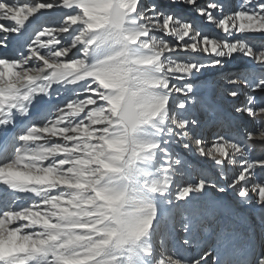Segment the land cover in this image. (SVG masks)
Wrapping results in <instances>:
<instances>
[{
    "label": "rangeland",
    "instance_id": "1",
    "mask_svg": "<svg viewBox=\"0 0 264 264\" xmlns=\"http://www.w3.org/2000/svg\"><path fill=\"white\" fill-rule=\"evenodd\" d=\"M238 1L239 3L241 2V0H139L136 12L131 14H129V12L124 15H122V12V19L119 21L125 24L124 18H130L135 15L136 19L129 20L133 25H140L143 27V31L139 33L140 36L148 34L153 37L149 46L151 47L152 44L156 45L155 52L157 55L160 54L159 49L167 45V47H164L163 55L167 57L165 63L172 67V72L174 73L172 76V83L169 84V89L174 98H183L177 94L180 88L189 83L194 84L197 87L201 96L212 98L210 90L205 86V82L218 79L221 73L224 72L240 71L242 67L241 64L230 63L229 58H232L235 54L236 60L246 61L249 56L256 55L252 48L243 44V40H235L236 36L240 34L234 33L227 35L225 32L226 30H230V32L233 33L237 29L236 26L240 24ZM5 3L7 5L16 4L17 7H21V5L26 6L32 13L37 11L39 7H42L44 3L54 4L56 7H53L51 11H43L36 20V23H46L49 25H59L60 18L67 9H72L73 7H79L81 9V14L72 16L66 25L49 27L46 29L44 35L48 37V39L38 41L36 45L37 49H39L45 59H47L45 53L53 52V49L58 43L57 37L64 40L68 35L65 29L88 21L90 23L87 24V31H98L101 21H113V19H116V21L118 20L116 17H113L112 14L107 16L95 14V8L97 6L95 0H93L89 6H84L82 0H21L18 3L17 1L15 3L13 0H5ZM153 8L155 11H153ZM262 15L263 18L257 21H264V14ZM253 16H255V19H258V16ZM77 17L80 18L76 19ZM180 22L185 25H181ZM158 25H164L166 31L161 30ZM253 25L254 23L249 22L248 26H246L251 28ZM186 26L188 29H186ZM87 31L85 34H87ZM262 34H264V32H262ZM205 36L211 37V39H207ZM83 39L84 36H81V42H83ZM209 41L215 42L216 44L211 45ZM218 50H221V54L224 55V62L222 66L213 67L211 66L212 62L219 57L214 55L213 52ZM245 56H247V58H245ZM248 62L251 63L250 61ZM34 64L35 63H32L28 66V69ZM200 64L204 65V76H210L211 79L209 77H207L209 78L207 79L201 76L199 70L193 71V69ZM16 69V75L20 76L22 69L19 67H16ZM105 80L103 81L104 88L114 89L119 87L115 80L111 78ZM173 85H175V87H173ZM94 97L102 99L99 92H93L92 87H84L81 86L80 83L70 84L63 87L61 86L49 100H46V102L49 103V106L47 107V113L45 116H42L39 110L36 111L38 107L34 108V110L25 109L28 112L27 115H25V113L19 114L18 112H13V125H16L19 122L22 126L19 127L26 130V135L28 136V139L20 145H26L28 147L27 150L20 147L23 159L20 164L15 167L18 174H10L7 178L11 180L13 179L12 177H15L16 180L29 181V183L39 192L46 195L45 203L48 205L44 209L45 219H43V215L39 218L34 217V219L43 221L42 226L38 227L39 229L36 228L29 231H19L21 237L24 235L30 236L29 238L31 240L29 243H19L15 240L5 241V243L1 242L0 249H3L4 251H7V249L10 248H19L17 251H12V253L6 256H23L27 249L36 247L38 241L46 239L42 234L44 231L43 225L51 223V225L55 226L60 223L58 209L54 207L53 203L47 200L46 197L59 195L61 192H68L70 190L69 186L63 183V181L67 179V176L59 174L66 172L70 163L60 165L59 160L61 158L67 160L71 151L74 150L79 154V158L84 161L79 167L91 170L98 166L97 171H89L87 173L89 179L95 183L84 184L80 189H77L78 192L83 193L94 189L97 184L102 183L109 175L113 178L112 183L118 185V182L124 179L122 176L123 168L121 165L129 159L141 161L140 152L142 147L135 142V144L129 148L127 137H136L137 134L147 130L145 127L150 123H146L144 119H141L138 116H133L134 118H131L130 122L127 120L119 121V125L124 129V132L122 133L123 147L112 138L113 129L117 127L118 122L113 120L112 117L107 114L110 108H103L99 111L91 112L89 116L83 120L80 126L78 128L76 127L82 113L88 112L91 104L97 102ZM19 98L20 95L15 99L19 100ZM69 100L73 101L71 107L67 106ZM170 107L169 102H167L162 113L163 120H160L159 124L151 125L150 127L153 129V132L160 137L161 142L159 143L158 151L146 159L147 169L150 172V175L146 177L144 181L148 187L158 192L163 201L166 199H175L177 186H174L175 183L165 186L164 183L156 185L154 178L164 177L166 175L165 172L167 171L170 178L174 181V179H176L175 177H177L176 175L181 174L182 172L181 167L174 163L176 159L175 156L172 157L173 163L169 164L165 162L167 157L163 154L164 147L162 146H166L169 152L180 151L175 143H169L172 137L168 129L176 122L173 118L175 114L167 111ZM116 108L118 114L119 105H116ZM14 111L18 110L15 109ZM43 117L44 119L42 120ZM19 124H17V126ZM31 129H35V132L38 134L29 135V130ZM258 136H262V134ZM253 143V141L250 142L251 147H254ZM53 144L58 145V147L51 148L50 146ZM75 145H79V147H75ZM232 150L234 151V154L240 153L238 151L239 149H236L235 146H233ZM109 152L113 153V156L107 160L104 159ZM181 155L183 154L181 153ZM256 156H264V153ZM188 158L192 160L193 163L197 162L194 157ZM233 158L234 157H232V159ZM233 160L232 163L235 165V160ZM249 166V168L255 167L252 164ZM1 173L0 178L2 179L4 173ZM249 191H251V189ZM262 192L264 191L261 190L260 194H262ZM232 196L234 195L229 193V195L225 196V199L224 197H220L222 201L220 205L228 207L232 206L235 210L237 207L243 206L242 202L241 204L239 203L240 201L236 196L231 198ZM102 198L103 197H101V199ZM66 200L67 197L59 203V207L71 208L72 206L69 205ZM253 200V202L256 203V198ZM11 205H14V203ZM28 208V206H25L21 210ZM54 212H56L57 215H52ZM213 214L215 213L213 212ZM5 217L6 216L0 217V219H4ZM152 217V215L146 217L147 225L139 234L125 239L120 244L119 248L116 249L119 253L117 260L123 257L125 259V264H138L140 261L145 262V260L149 259L148 257L143 256L142 250L152 249L163 251L166 246L169 253L173 252L174 247L176 250L175 253L168 257L170 264H175L177 261L178 264H192L193 259L199 257L201 253L205 251L203 248L198 249V246L191 251H186L185 247L182 249L181 242H176V240H182L183 234H180L179 236L177 232H173L168 235L157 231L152 227ZM6 222L8 221L6 220ZM203 222L204 215L202 223ZM202 223L198 228L199 233L195 234H200L202 228H204ZM11 228L14 229L13 227ZM20 228L21 227H18V229ZM149 229H151V233H149ZM77 231L87 232L88 230L77 229ZM162 239L164 241L163 245L161 244ZM173 257L176 258L174 259ZM94 258L97 257L86 256L83 254L77 257L81 262ZM182 258L185 259L183 260ZM38 259L42 261V264H48V262L54 260L55 257L51 253H48L40 256ZM117 260L114 261V264ZM25 264H27V259L25 260Z\"/></svg>",
    "mask_w": 264,
    "mask_h": 264
},
{
    "label": "snow or ice",
    "instance_id": "2",
    "mask_svg": "<svg viewBox=\"0 0 264 264\" xmlns=\"http://www.w3.org/2000/svg\"><path fill=\"white\" fill-rule=\"evenodd\" d=\"M92 2L93 0H82L84 6H89ZM4 3L5 0H0V5ZM53 7L56 5L44 3L28 17L27 21L15 28L12 36L20 38L22 55L0 54V63L24 66H30L33 62H38L40 65L45 63V57L36 45L38 41L48 39L44 35L46 29L66 25L72 16L81 14L79 7H73L63 13L59 25L33 23L43 11H51ZM255 8L264 14V0H257ZM153 11H155L154 8ZM120 14L117 6L114 9V16ZM115 21L116 19H113V22ZM29 25H31L30 28ZM81 27L83 24L74 25L67 29V33H71L72 38L75 39L76 35L80 34ZM205 38L211 39L208 36ZM99 39L102 42V37ZM57 40L58 43L53 51L64 44V40L60 37H57ZM235 40H243L256 55L249 56L246 61L236 60L235 54L229 58L230 63H238L242 67L240 71L224 72L218 79L205 82L206 88L211 92V100L201 96L197 87L191 83L179 89L177 95L183 97L182 99L177 100L172 95L166 97L171 106L170 112L175 114L173 118L176 121L168 129L172 137L169 143H175L180 151L169 152L166 146H162L163 154L167 157L165 162L169 164L173 163L172 157H176L174 163L182 169L183 187L177 190L175 199L164 200L165 208L157 213L160 218L158 222L154 219L153 225L157 231L170 235L174 232L173 225L178 217L183 221L181 244L186 251L196 247L190 236L200 227L206 208L219 206L222 203L220 197L227 196L229 193L249 202L251 197L255 196L256 202H259L261 190L264 189V156H253L250 151L252 138L264 134V34L237 35ZM9 43L10 39L0 36V49H7ZM223 62V54H221V57L216 58L211 66H222ZM203 68L204 65L200 64L193 71H203ZM2 70L0 68V71ZM17 83L18 81H13V84ZM13 84H6L3 88L7 98L0 100V107H11L10 101L15 100L18 88L13 87ZM100 91L103 92L102 89ZM94 99L99 105H118L116 97L108 96L105 99L94 97ZM163 99L165 98H159L153 103ZM137 107L138 97L129 93L125 102V111L122 113L124 119L137 116ZM160 120H163V116ZM26 136V130L17 125L10 126V121L0 118V172L20 164L23 159L20 144L25 141ZM233 146L247 153L240 158L238 165L232 163ZM214 155H221L224 159L216 160L213 158ZM188 157H194L197 162L193 163ZM139 163L140 161L129 159L121 165L122 176L130 185H138L141 175L144 174V170L138 167ZM249 164L255 167L249 168ZM252 176L256 178L252 179ZM17 185L18 181L14 180L11 186ZM10 208L11 204L5 199L0 205V217H3ZM9 226L19 227L18 225ZM161 244H164L163 239ZM175 251L174 247L173 252L169 253L165 246L163 251L148 249L142 250V254L149 258L148 264H170L168 257ZM48 253L55 257L48 264H63L62 255L55 251L54 246H50L45 239L40 240L36 247L25 251L30 258L27 259V264L31 259H37ZM233 255L240 256L242 259L236 260L232 256H225L222 264H264V245L246 251L239 250ZM17 257L24 258L18 255L4 256L0 257V264H12ZM121 260L125 264L123 257L117 261ZM201 260L203 264H221L220 254L209 249H205L199 257L193 259L192 264H200Z\"/></svg>",
    "mask_w": 264,
    "mask_h": 264
},
{
    "label": "clouds",
    "instance_id": "3",
    "mask_svg": "<svg viewBox=\"0 0 264 264\" xmlns=\"http://www.w3.org/2000/svg\"><path fill=\"white\" fill-rule=\"evenodd\" d=\"M138 3L139 0H137ZM135 12L136 9H133V13ZM129 19H136V16L133 15ZM88 23L90 22L81 23L83 27L79 29L80 34L76 35L75 39L69 33L61 48L51 53H45L47 59L43 65L36 62L27 70L36 80L25 85V90L36 87H40L42 91L47 89L48 91L44 95L50 99L54 91L51 88L53 83H58L62 87L80 83L81 86L92 87L93 92H99L102 99L108 96L116 97L119 105L118 114L116 104L99 105L96 102L91 104L88 112L82 113L76 127L78 128L91 112L110 108L107 114L118 122L117 127L113 129L112 138L123 147L122 133L124 129L119 125V121L124 119L122 113L125 111L128 94L131 93L134 97H138L136 111L137 116L141 119L151 117L155 106L153 101L172 95L169 84L172 83L174 73L172 67L165 63L167 57L163 55L164 47L167 45L161 47L160 54L157 55L156 45L149 46L153 37L148 34L139 35L143 31V27L140 25L123 24L119 20L115 22L106 20L100 22L98 31H87ZM158 27L166 31L164 25H158ZM86 31L87 34H85ZM81 36H84L83 42H81ZM100 37H102V42ZM109 78L115 80L119 87L104 88L103 81ZM101 89L103 92L100 91ZM121 97H123L122 100ZM31 99L35 102V95ZM176 99L182 98L177 97ZM72 103L73 101L69 100L67 106L71 107ZM25 107L28 108L29 105L25 104ZM167 111H171V108H168ZM159 122L160 117L152 120L151 124L155 125ZM150 127L151 125H146V128ZM33 134L38 133L35 132V129L29 130V135ZM140 138L139 135L127 137L129 148ZM27 139L28 136L25 137V141ZM20 147L27 150L28 146L20 145ZM50 147L56 148L58 145L53 144ZM75 147H79V145H75ZM112 156L113 153L109 152L104 159L107 160ZM213 158L216 157L213 156ZM66 163H70V166L66 172L59 174L67 176L63 183L67 184L70 190L46 198L58 209L60 223L55 226L51 223L43 225L42 233L49 245L54 246L55 251L62 255L63 264H82L77 259L81 254L100 257L94 259L92 264H103V257L114 255L115 250L125 239L139 234L147 225L148 213L144 196L152 197L157 201V213L165 208L164 204L158 202L160 197L154 196L149 189L140 185L125 186L124 181L115 185L112 183L111 175L91 191L78 192L77 189H80L82 185L95 183L89 179L87 173L97 171L98 166L91 170L79 167L84 161L74 150L71 151L67 160L63 158L59 160L60 165ZM65 197H67L66 202L72 206L71 208L59 207V203ZM101 197L103 198L101 199ZM52 215H57V213L54 212ZM159 218L157 215L155 218L157 222ZM16 225L26 230L32 227L19 218L17 224L13 226ZM152 227L154 228V225ZM173 227L174 232L183 234V221L178 217ZM77 229H87L88 231L78 232ZM149 233H151V229H149ZM22 257L24 258L17 257L12 264H25V260L28 259L27 254ZM222 261L223 259H221V264ZM29 264H37L36 259H31ZM116 264H124V261H117ZM145 264H148L147 260H145Z\"/></svg>",
    "mask_w": 264,
    "mask_h": 264
},
{
    "label": "bare ground",
    "instance_id": "4",
    "mask_svg": "<svg viewBox=\"0 0 264 264\" xmlns=\"http://www.w3.org/2000/svg\"><path fill=\"white\" fill-rule=\"evenodd\" d=\"M13 1L15 3L17 1L18 3L21 0H13ZM95 3L97 5L95 8L96 9L95 14L104 15V16L112 14V16L116 17L118 20L122 19L121 18L122 16L121 14L118 16H114V9L117 6L119 8V12L120 13L123 12L122 15L128 14L129 12H130L129 14L133 13V9H136L137 7V0H95ZM256 3H257V0H241L240 3L238 1V9L240 12L239 13L240 24L236 26L237 29L233 33H231L230 30H226L225 32L227 35L238 33L241 36H243V35L262 34V32H264V21H261V20L257 21L259 19H262L263 15L259 10L255 8ZM32 14L33 13L31 12V10L27 8L26 6L17 7L16 4L7 5L6 3L0 5V36H3L5 39H10L9 47L7 49H0V54L10 55V56H21V53H20L21 40L19 37L12 36V35L15 31V28L18 25H22L25 21H27L28 17L31 16ZM253 15L258 16L257 17L258 19H255L254 18L255 16ZM78 18L80 17H77L76 19ZM36 22L37 21H34L33 23H36ZM124 22L125 24L127 23L132 24L129 18H124ZM249 22L254 23V25L251 26V28L247 27ZM180 24L185 25L182 22H180ZM30 27L31 25H29V28ZM186 29H188L187 26H186ZM25 31L27 32V30ZM209 43L211 45L216 44L215 42H211V41H209ZM243 44L246 45L244 42ZM220 51L219 50L214 51L213 53L214 55L221 57ZM238 54H239V50H238ZM223 58H224V55H223ZM245 58H247V56H245ZM16 67H19L20 69H22V71L20 72L21 73L20 76L16 75V71H17ZM0 68L3 69L2 71H0V100L7 98V94L3 91V88L6 86V84H13V81H18L17 84H13V87L18 88L16 97L18 98V96L20 95L19 100L15 99V100L10 101L11 107H7V106L0 107V115L2 114L0 118L4 119L7 116L5 119L10 121V126H13V122H14V120H12L14 116L13 112H18L19 114L28 113L25 109L34 110V108L36 107H38L36 111L39 110L42 116H45L47 113V107L49 106L48 105L49 103L46 102V100H49V98L45 97L44 93L47 92L48 90L44 89V91H42L40 87H36L35 89H28L27 91L25 90V85L31 84L36 80V78L33 77L27 71L28 66H24L22 64L0 63ZM200 74L201 76L205 78L207 77L210 78V76H207V75L204 76L205 74L204 70L200 71ZM153 86H157V85H153ZM60 87L61 86L58 83H53L51 85V88L54 90L52 92L51 97ZM33 95H35L36 97L35 102H33V100L31 99ZM207 99L211 100L212 98L209 97ZM167 102L168 101L165 98L161 100L160 102L155 103L154 111L151 117L144 119V121L146 123H150L149 125H152L151 124L152 120H155L158 117L162 116L164 107ZM25 104L29 105V107L26 108ZM15 109L18 111H14ZM131 118H134V117L129 116L123 120L125 121L127 120L130 122ZM43 119L44 117L42 118V120ZM17 124H19V122ZM18 126H21V124H19ZM137 135H139V137L141 138L137 139L136 143L142 147V150L140 152V155H141L140 163L141 164H138V167L144 170V174L141 175L140 182L138 185L142 186L143 188L152 189L148 187L144 182L145 178L150 175V172L147 169L146 159L147 157H149L150 155L158 151L159 143L161 142V139L159 136H157L156 133L153 132V129L151 128H147L146 131L140 134H137ZM261 137H264V134H262V136H256L252 138V141L254 142L253 143L254 147L250 146V151L253 156L264 153L263 152L264 139H261ZM238 151L240 153L234 154V151L232 150V157H234L233 159L235 160V165L239 164L241 157L247 155V153L244 152V150L242 149H239ZM215 157H216L215 158L216 160L224 159V157L221 155H216ZM249 165L248 167H250ZM2 172L4 173V177L2 179L0 178V205H2L5 199H7L10 204L14 203V205H11V208H10L11 210L9 209L10 211H8L6 215H4L6 217L4 219L2 218L0 219V244L1 242L5 243V241H11V240L18 241L19 243H29V241L31 240L29 238L30 236L24 235L23 237H21L19 234V231H29L31 229H36V228L39 229L38 227L42 226L43 221L34 219V217L39 218L40 216L43 215L42 216L43 219L46 218L44 216V212H45L44 209L48 205L47 203H45L46 195L39 192L35 187H33L29 183V181L16 180L15 177H12L13 179L10 178L12 181L9 180L7 177L10 174L11 175L18 174L16 168L5 169ZM0 174L2 173L0 172ZM165 174H164L165 176L162 178H154V182H156V185L164 183V186H165V185L175 183L174 186H177L176 188L177 190L183 186L182 172L181 174L176 175L178 178L175 177L176 179H174V181L173 179L170 178L169 173L167 171L165 172ZM255 178H256L255 176H252V179H255ZM14 180L18 181V185L16 187L11 186ZM121 181L125 182V186L130 185L125 179L120 180L118 182V185L121 183ZM262 190L264 191V189ZM150 192L154 194V196L160 197L158 192H156L154 189H152ZM260 195H261V199L259 202H256V203L253 202L254 201L253 199L256 198L255 196L251 197V202L237 197L238 200L240 201L239 203L241 204L242 202L243 206L237 207V208L235 207L236 210L233 209L232 206L228 207V206H221V205L216 206V207L206 208L204 210L203 215H206L207 217H204V222L202 224L204 225V227L206 226V228H209V230H207L206 234H203V235L195 234V233H199V231L196 230L190 236V239L194 241L195 245L198 246V249L203 248L204 250L209 249L213 252H218L221 256V259H224L225 256H228L227 251H229L231 254L232 253L234 254L236 251L245 250V248L247 247L246 245L248 241H249L248 249L256 248L254 246L255 239H257V243L259 244L261 243V246L264 245V242L262 240H258L260 236L259 229L261 226H264V192H262V194ZM222 197H224L225 199V196H222ZM234 197L235 196H232L231 198H234ZM144 201L146 205V211L148 213L147 216L152 215L153 217L151 221H153L157 216V209H156L157 201L149 196H144ZM158 202L163 204L164 201L160 197V200ZM25 206H28L29 208L25 210H21ZM212 211L216 215L213 214ZM18 218L20 220L26 221L29 225H32V227L27 230L24 228L12 229L9 225L17 224ZM6 220L8 222H6ZM177 234L180 236L181 233L177 232ZM252 235L254 236L253 238H251ZM179 241L181 242V240ZM181 248L184 249V246L182 244H181ZM17 249L19 248L18 247H16L15 249L10 248V249H7V251L0 249V257H4L8 255L12 253V251L15 252L17 251ZM118 254L119 253L115 250L114 255H108V256L103 257L104 264H114V261L117 260L119 256ZM233 257H236L234 258L236 260L242 259V257L236 256V255H234ZM99 258L100 257H97L94 259H99ZM173 258L175 259L176 257H173ZM94 259L84 261L82 262V264H92ZM182 259L184 260L185 258H182ZM36 261H37V264H42V261L40 259L37 258ZM138 264H145V262L140 261V263ZM175 264H178V261L175 262ZM200 264H203V260L200 261Z\"/></svg>",
    "mask_w": 264,
    "mask_h": 264
}]
</instances>
